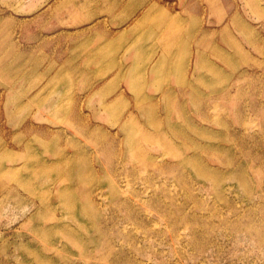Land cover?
Returning a JSON list of instances; mask_svg holds the SVG:
<instances>
[{
    "label": "rangeland",
    "instance_id": "obj_1",
    "mask_svg": "<svg viewBox=\"0 0 264 264\" xmlns=\"http://www.w3.org/2000/svg\"><path fill=\"white\" fill-rule=\"evenodd\" d=\"M0 264H264V0H0Z\"/></svg>",
    "mask_w": 264,
    "mask_h": 264
}]
</instances>
